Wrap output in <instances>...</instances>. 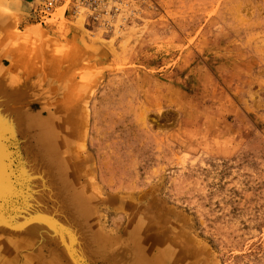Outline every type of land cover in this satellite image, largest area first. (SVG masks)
Here are the masks:
<instances>
[{
	"label": "rangeland",
	"instance_id": "rangeland-1",
	"mask_svg": "<svg viewBox=\"0 0 264 264\" xmlns=\"http://www.w3.org/2000/svg\"><path fill=\"white\" fill-rule=\"evenodd\" d=\"M15 1L0 0V264H40L61 237L76 264H145L146 243L158 264H264V0H56L45 16ZM30 115L54 121L56 146L34 144L79 203H34Z\"/></svg>",
	"mask_w": 264,
	"mask_h": 264
},
{
	"label": "bare ground",
	"instance_id": "bare-ground-1",
	"mask_svg": "<svg viewBox=\"0 0 264 264\" xmlns=\"http://www.w3.org/2000/svg\"><path fill=\"white\" fill-rule=\"evenodd\" d=\"M27 1L32 2V0H27ZM84 3H87V2L84 1ZM11 5L13 7L15 6V4L13 2L11 3ZM18 7H19V5H18ZM30 116H29V118H31V119L26 118L27 116H24V119L21 120L22 123L19 126V134L24 139L23 142L21 143V154H20L19 162H21L20 163V166H21L20 167L21 168L20 169V175L26 177L25 173H30L31 175H34L36 177V178L34 177V179H32V180L35 181V182H33L34 183L33 184L34 185L33 188H35V189L40 188V190H39V192H36L35 193V196L33 197L34 199H37V201H35L34 203H37V207L43 209V211L46 208V205L45 204H48V203H49L50 209L52 207L56 206V205L59 206V203H61V202H71L72 200H73L72 202H74V201L77 200L78 203H79L80 202V199L77 198L76 196L73 199L72 198L71 199H68V201H67L66 198H68V194L66 192H67V187H69V184H70L69 178L64 173L62 165H56V163H54L55 165H53V163L50 162V160H49L50 157L47 156L45 154V152H44L45 147H47V149H48L47 144H44L43 147H41L40 145H39L40 146L39 147L36 144H34L37 135L39 133H41V132H46L47 135H48V137H49V140L47 141L48 145H50L51 147H55L56 146V143L57 142L55 141V139H53L54 138L53 137V134L56 131V126L54 124V121L53 120H51V121L49 120L48 121L47 119H44V120L43 119L42 120L33 119L32 115H30ZM76 120L77 119H75L74 121H76ZM82 121H84V120H81V124L83 125V122ZM57 127H58V125H57ZM79 128H83V127L81 126ZM78 131H76V132H78ZM80 136H82V134ZM18 142H21V141H18ZM75 143H74V146L77 145L78 142L76 144ZM38 144H40V143H38ZM69 149H71V148H69ZM79 149H81V148H79ZM1 150H3L2 149V146H0V198H1V196L3 194L4 195H7L8 193L9 194H13V192H14V190H12L13 187H11L13 184L11 185L9 183V181H10L9 179L10 178H9V173H8V170H7L8 168L4 165V162H3V159L6 158V157H3V154L5 152L3 150L4 153H2ZM76 151H73V152H76ZM78 155H79V153H78ZM47 157H48V159H47ZM80 168H79V170H81ZM85 169H86V167H85ZM10 170H11V168H10ZM80 172L81 171H79V174H81ZM36 183H37V185L35 186ZM64 188H66V190ZM4 199L5 198H3V200ZM0 212H1V208H0ZM72 218H73V221H74V217L73 216H72ZM5 219L2 216H0V221L5 222ZM35 219L36 218L32 219L31 221H34ZM48 221H50V220H48ZM22 223H24V222H22ZM28 223H30V221L27 222V220H26L25 221V224H28ZM25 224H23V225H25ZM52 225H54V224H52ZM21 227H23V226H19V227H16V228H21ZM16 228H14V229H16ZM30 232L32 233V231H30ZM87 233H88L87 234L88 236L86 235V238L83 239L82 243L80 241H79V243H81L82 245L84 244L86 247L90 248L92 250L91 253L97 254L99 251H101L102 248H104L106 242L103 241L98 236H96L95 234L90 233V231H88ZM67 235H66V237H69L70 238V234L67 233ZM63 241H64V239L61 237L56 242L57 244H55L54 248H52L51 250L46 251V253L48 254V256L46 257V255H44L46 258H44L43 261H40L41 262L40 264H76V262L74 260H73V262H70L69 259H68L69 252L67 250H70L71 249V248L69 249V247H70V239L67 238L68 245H67V243H64ZM66 247H67V249H66ZM141 250L143 252L144 258L146 259L145 264H158L159 254L153 253L151 251V249L149 248V246H148L147 243L145 245H142L141 246ZM70 251H72V249Z\"/></svg>",
	"mask_w": 264,
	"mask_h": 264
},
{
	"label": "built area",
	"instance_id": "built-area-1",
	"mask_svg": "<svg viewBox=\"0 0 264 264\" xmlns=\"http://www.w3.org/2000/svg\"><path fill=\"white\" fill-rule=\"evenodd\" d=\"M32 1L38 3L36 9H39L41 14L44 16L46 15V13L52 10L56 2V0H32ZM78 1L80 2L82 0H78Z\"/></svg>",
	"mask_w": 264,
	"mask_h": 264
}]
</instances>
